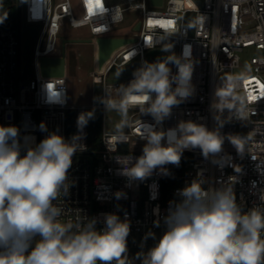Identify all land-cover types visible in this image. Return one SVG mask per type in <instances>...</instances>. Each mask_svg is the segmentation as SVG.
Instances as JSON below:
<instances>
[{
  "label": "built area",
  "instance_id": "1",
  "mask_svg": "<svg viewBox=\"0 0 264 264\" xmlns=\"http://www.w3.org/2000/svg\"><path fill=\"white\" fill-rule=\"evenodd\" d=\"M19 6L23 10L21 26L0 28V125L19 129L22 150L35 147L53 132L71 140L77 134L76 121L82 112L100 111L104 118L102 149L91 151L88 123L83 130L85 138L80 141L86 146L85 150L77 151L73 156L68 172V193L61 192L53 201L54 206L61 209L58 217L61 223L79 224L82 228L95 218L99 230L104 227L105 214L115 213L121 220L127 219L130 234L125 259L127 264H142L147 251L166 231L164 217L170 202H178V190L194 179L203 180L202 186L211 190L228 187V178L236 177L233 189L241 211L247 213L255 209L264 214V0H164L162 6L152 5V0H99V4L96 0H19ZM127 15H135L136 19L129 21ZM149 20H170L172 26L165 30L157 24H149ZM128 22L134 33L118 35L119 29ZM24 24L38 28L32 45L33 75L29 85L20 83ZM83 29L90 37L85 44L95 47L90 73L93 99L76 104L71 100L66 47L73 44V40L84 39L63 36L67 30ZM149 38L155 48L145 47ZM101 39L131 41L117 49L99 70L98 42ZM172 44L176 55L182 53L184 45H191L194 94L174 106L171 116L157 129L166 131L175 128L180 121L188 120L203 124L210 131L218 130L224 137L222 151L205 159L199 148L185 150L182 167L173 173L164 175L155 170L144 181L130 182L120 174L121 165L117 159L131 156L134 161L139 157L146 143L141 139L143 122H155L151 116H142L138 109H129L131 126H126L123 131L128 139L120 142L113 139L118 132H111L107 127L108 113L115 110H105L98 101L119 100L120 85H127L144 61L155 62L172 54L161 51L163 46ZM248 50L257 54L246 63L244 55ZM130 53H133L131 59ZM63 55L65 75L45 76L42 60L62 58ZM169 67L174 74L175 66ZM115 69L123 75L122 84L109 82ZM47 82L61 91L63 103L47 102L44 90ZM216 91L226 94L223 101L215 95ZM224 105L233 108L229 111ZM217 106L224 107L222 113L216 110ZM241 107L243 119L236 117L235 110ZM70 111L75 114L72 129L68 123ZM216 116L220 117L222 127ZM41 123L46 125V130L40 129ZM26 136L33 137L32 144L25 143ZM228 137L240 140L242 153L237 152ZM214 159L220 160L223 166L213 163ZM164 167L168 170V165ZM166 181L174 182L176 186L165 188ZM153 184L156 185V199L150 198L149 186ZM117 192L123 194L122 198H116ZM76 230L74 227L73 231ZM149 233H154V237L148 236ZM261 238L264 239V231Z\"/></svg>",
  "mask_w": 264,
  "mask_h": 264
},
{
  "label": "clouds",
  "instance_id": "2",
  "mask_svg": "<svg viewBox=\"0 0 264 264\" xmlns=\"http://www.w3.org/2000/svg\"><path fill=\"white\" fill-rule=\"evenodd\" d=\"M148 23L165 30L172 26L152 20ZM144 45L155 48L151 38ZM173 47L172 44L161 48L172 53L164 59L144 61L133 72V79L127 85H120L119 100L99 99L105 110L121 114L122 119L115 126L118 132L113 137L115 140L127 141L122 130L131 126L128 120L131 108L138 109L142 116H151L155 122H143L141 139L146 143L139 157L134 161L131 156L117 159L120 174L130 182L144 181L155 170L168 175L164 166H179L185 150L199 148L205 159L222 151L224 137L203 124L188 120L166 131L157 129L171 116L174 106L194 94L191 45H184L180 55L172 51ZM132 55L129 54V59ZM169 65L175 66L174 74ZM44 90L48 103L64 102L55 85L47 82ZM215 95L221 101L226 97L221 91ZM224 107L229 111L233 108ZM224 107L217 106L216 110L222 113ZM235 111L237 118H244L243 107ZM93 118L94 110L80 113L76 121L78 131L71 140L53 132L35 147L29 146L24 155H21L19 129L0 125V264H113V261L127 264L130 234L127 219L108 213L102 229H97L95 218L81 228L79 224L61 223L58 219L61 209L53 204L61 192L68 193L66 181L73 156L85 150L80 141L85 138L84 128ZM216 120L222 127L220 117L216 116ZM40 129L46 130V125L41 123ZM228 139L238 153L243 152L238 138ZM213 163L223 166L220 160L214 159ZM235 181L236 177L230 176L228 187L206 190L203 180L194 179L179 189V201L170 202L164 217L166 231L147 251L142 264H264L261 238L264 214L255 209L241 211L233 189ZM149 187L150 198L156 199V185ZM115 196L120 199L123 194L117 192ZM148 236L154 237V233Z\"/></svg>",
  "mask_w": 264,
  "mask_h": 264
},
{
  "label": "rangeland",
  "instance_id": "3",
  "mask_svg": "<svg viewBox=\"0 0 264 264\" xmlns=\"http://www.w3.org/2000/svg\"><path fill=\"white\" fill-rule=\"evenodd\" d=\"M15 16H18L19 20L17 27H19L23 22V10L19 6V0H16L15 3ZM127 19L132 20L136 19L135 15H127ZM122 26L118 35L120 36H131L134 33V30L129 24ZM11 24V19L6 18L0 22V28L9 29ZM63 38H76V39H89V33L87 30H67ZM95 47L92 44H70L66 47L67 55V68H68V81L70 84L71 100L73 103H88L93 99V84L91 82L90 73L93 68V60H95ZM257 53L254 50L246 51L244 55V62H248L253 56ZM23 53L21 57V69H23ZM101 70V69H99ZM32 77L20 75V83L22 85H29ZM124 78L120 70L115 69L113 74L109 77L110 83H123ZM99 102V101H98ZM100 103V102H99ZM99 112V122H100V131L102 133L104 118L102 113ZM122 117L118 111H110L107 117V127L109 131H117L116 125L121 121ZM126 128V127H125ZM125 128L122 131H125ZM186 157V156H185ZM189 158V157H188ZM143 200V198H141ZM141 200V202H142Z\"/></svg>",
  "mask_w": 264,
  "mask_h": 264
},
{
  "label": "water",
  "instance_id": "4",
  "mask_svg": "<svg viewBox=\"0 0 264 264\" xmlns=\"http://www.w3.org/2000/svg\"><path fill=\"white\" fill-rule=\"evenodd\" d=\"M164 0H152V5L162 6ZM7 18L6 13L0 14V21ZM140 26L138 25L136 29L138 30ZM24 44H23V57H24V68L23 74L25 76L33 75V65H32V45L38 35V28L33 26H28L24 24ZM131 40L125 39H101L98 42V67L102 69L105 63L109 60L111 55L120 47L127 44ZM87 40H73V44H85L88 43ZM42 70L45 76H64L65 75V55L62 58L57 59H44L42 60Z\"/></svg>",
  "mask_w": 264,
  "mask_h": 264
},
{
  "label": "trees",
  "instance_id": "5",
  "mask_svg": "<svg viewBox=\"0 0 264 264\" xmlns=\"http://www.w3.org/2000/svg\"><path fill=\"white\" fill-rule=\"evenodd\" d=\"M16 0H0V14L6 13L7 18L10 17L11 19V24L9 29H16L19 28L17 27L18 23V16H15V5ZM104 67V66H103ZM102 67V69H103ZM74 117L75 114L73 111H70L68 113V123H69V128L72 129L73 124H74ZM89 135H90V149L91 151L97 152L102 149V143H101V131H100V122H99V112L96 110L94 111V118L89 121ZM27 140L25 139V143L32 144L33 143V137L31 136H26ZM27 148L22 149L21 151L23 152L21 155H24L26 152ZM185 161V154L182 155L181 157V162L179 166L175 165H168V172L171 174L173 173L176 169L181 168L182 164ZM176 186V183L174 182H165V188ZM74 232V231H73Z\"/></svg>",
  "mask_w": 264,
  "mask_h": 264
},
{
  "label": "snow or ice",
  "instance_id": "6",
  "mask_svg": "<svg viewBox=\"0 0 264 264\" xmlns=\"http://www.w3.org/2000/svg\"><path fill=\"white\" fill-rule=\"evenodd\" d=\"M96 2H97V4H99V0H96ZM155 23H161V24H163V23H165V22H167L169 25H171L172 24V21H159V20H157V21H154Z\"/></svg>",
  "mask_w": 264,
  "mask_h": 264
}]
</instances>
